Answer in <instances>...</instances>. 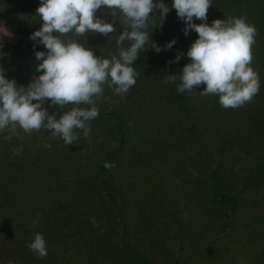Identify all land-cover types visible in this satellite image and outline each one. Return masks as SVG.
I'll list each match as a JSON object with an SVG mask.
<instances>
[{
  "label": "trees",
  "instance_id": "obj_1",
  "mask_svg": "<svg viewBox=\"0 0 264 264\" xmlns=\"http://www.w3.org/2000/svg\"><path fill=\"white\" fill-rule=\"evenodd\" d=\"M38 3L0 0V23L14 39L0 48V68L19 86L36 75L34 50L46 51L29 40L40 26ZM112 11L94 13L114 24L106 36L70 32L61 39L110 59L126 28ZM206 16L208 24L243 17L255 26L258 92L226 108L215 94L199 92L203 83L183 92L178 79L165 83L189 61L183 53L197 34L184 35L174 9L154 28L160 17L153 14L147 30L161 50L149 42L139 52L127 92L105 82L87 136L74 129L77 138L66 145L44 127L0 129V264H264V0H211ZM42 106L56 118L89 107ZM37 232L43 257L28 247Z\"/></svg>",
  "mask_w": 264,
  "mask_h": 264
},
{
  "label": "clouds",
  "instance_id": "obj_2",
  "mask_svg": "<svg viewBox=\"0 0 264 264\" xmlns=\"http://www.w3.org/2000/svg\"><path fill=\"white\" fill-rule=\"evenodd\" d=\"M210 4L211 0H170V3L164 0H39L35 13L40 26L29 34V40L34 48L42 45L46 51L34 50L38 61L34 65L36 75L26 86L17 85L0 68V129L10 126L14 130L19 125L29 132L44 127L53 137H61L66 145L77 138L74 129H82V134L87 136L90 129L86 122L98 115L95 98L102 93L105 82L110 87L115 85L116 94L127 92L135 83L133 62L139 52L149 42L153 50H161L149 39L152 30H147L148 21L156 14L160 22L153 28L159 26L170 8L183 22L184 35L192 30L197 36L183 53L189 61L179 74L165 75L164 82L178 79V92L195 91L194 86L198 88L203 83L199 92L215 94L222 107L243 105L259 90L258 74L251 67L256 28L243 17L204 23ZM103 8L113 10L112 16L119 10L126 24L115 41L117 53L110 59L94 55L92 49L79 40L61 39L70 32L78 36L99 32L106 36L115 31L113 23L94 15L97 9ZM194 18L201 23H194ZM5 31L4 35H10ZM124 41H129L127 47L122 46ZM174 43L173 38L164 48H171ZM3 55L0 52V57ZM179 59L180 54H177L174 61ZM46 101L50 106L72 103L89 107H72L56 118L42 106ZM28 247L39 257L47 254L45 240L39 232L34 234Z\"/></svg>",
  "mask_w": 264,
  "mask_h": 264
},
{
  "label": "rangeland",
  "instance_id": "obj_3",
  "mask_svg": "<svg viewBox=\"0 0 264 264\" xmlns=\"http://www.w3.org/2000/svg\"><path fill=\"white\" fill-rule=\"evenodd\" d=\"M4 28L5 27L0 23V43L3 44V47L1 48L2 50H4V49L6 50L8 48L7 46L14 44V39L10 35H4V34H6V31ZM9 54L10 53H7L6 57H10ZM6 60L8 61V59H6Z\"/></svg>",
  "mask_w": 264,
  "mask_h": 264
}]
</instances>
